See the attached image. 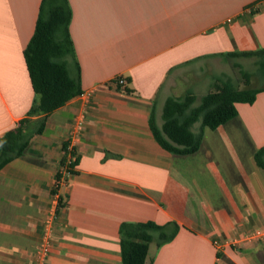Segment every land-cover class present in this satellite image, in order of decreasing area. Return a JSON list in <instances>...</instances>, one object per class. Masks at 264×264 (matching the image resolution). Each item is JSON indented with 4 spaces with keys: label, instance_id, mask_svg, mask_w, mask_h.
<instances>
[{
    "label": "crops",
    "instance_id": "1",
    "mask_svg": "<svg viewBox=\"0 0 264 264\" xmlns=\"http://www.w3.org/2000/svg\"><path fill=\"white\" fill-rule=\"evenodd\" d=\"M41 1L0 0V136L36 96L24 49ZM69 2L90 95L47 115L24 154L0 170V264H123L122 223L146 221L179 224L160 246L152 233L146 264H264V240L225 242L220 253L215 244L264 229V168L255 158L264 146V90L253 103L238 102L224 124L205 126L193 153L165 148L151 121L155 111L162 126L169 96L198 95L227 75L223 53L264 47V0ZM82 114L78 162L66 176L64 145ZM59 172L66 182L57 205ZM54 211L50 251L40 263Z\"/></svg>",
    "mask_w": 264,
    "mask_h": 264
},
{
    "label": "trees",
    "instance_id": "2",
    "mask_svg": "<svg viewBox=\"0 0 264 264\" xmlns=\"http://www.w3.org/2000/svg\"><path fill=\"white\" fill-rule=\"evenodd\" d=\"M72 8L69 0H42L34 33L24 49V57L35 99L27 112L11 129L0 136V170L15 158L24 154L31 138L41 133L47 115L65 105L73 97L83 92L81 68L77 60L75 46L70 32ZM231 60L237 57H258L259 70L264 77V47L253 51H230L222 54ZM241 74L249 81L250 72L238 62ZM260 87H239L228 75L217 77L213 88L204 94L195 105L196 94L187 91L181 97L170 96L163 108V124L159 126L155 111L151 121L153 130L165 148L173 153L186 154L198 150L202 129L205 126L216 128L237 114V103H253ZM200 121L201 128L194 131L193 126ZM67 143L61 166L66 163ZM69 164L68 172L75 173L78 156ZM259 166L264 168V146L256 155ZM58 179L62 174H57ZM179 224L170 221L158 224L154 221L124 222L120 227L121 252L123 264H146L149 244L153 232L158 233L157 245L173 239Z\"/></svg>",
    "mask_w": 264,
    "mask_h": 264
},
{
    "label": "built area",
    "instance_id": "3",
    "mask_svg": "<svg viewBox=\"0 0 264 264\" xmlns=\"http://www.w3.org/2000/svg\"><path fill=\"white\" fill-rule=\"evenodd\" d=\"M118 82L120 84H124L125 79L119 78ZM80 95L85 96L87 98L90 95V92H82ZM84 118L85 117L83 114L78 117L73 136L67 142V150H66L67 159H66L65 165L61 166L64 171V175L66 176L72 175L71 173L68 172V167H69V164L75 160V155H74L75 145L80 141L81 132L83 130ZM62 176H63V173H62ZM62 176L61 178L57 180V183L55 184V187H54V199L57 205H60L62 201V196L60 194V187L66 182L65 177H62ZM55 217H56V211H54L53 216L50 217L46 222V229L44 232V241L42 242L39 248V262L40 263L46 260L47 255L50 251L49 238L52 235V223ZM260 240H264V229L256 228V229H253V230H250L244 233L241 237L234 239V240H226L222 242L219 239H215V244L217 245L218 252L220 253L221 250L224 248L225 242H228L230 244H235L240 247H244V246L249 245L250 243H253L255 241H260Z\"/></svg>",
    "mask_w": 264,
    "mask_h": 264
},
{
    "label": "rangeland",
    "instance_id": "4",
    "mask_svg": "<svg viewBox=\"0 0 264 264\" xmlns=\"http://www.w3.org/2000/svg\"><path fill=\"white\" fill-rule=\"evenodd\" d=\"M257 59H258V57H256V56L233 58L232 60H229L228 63H227V66L226 67H222V69H224V72L227 73V75L230 78H232L235 81V83L238 84L239 87H241V88L246 87V86L253 87V88L254 87H260V86L264 85V77H263V75L261 74V72L259 70V64L257 63ZM234 61L240 63L244 69L248 70L251 73L250 76H249L248 83H247L245 77L241 74L239 67H236V66L233 65ZM211 74L212 73H209L210 76H211ZM210 76H209V78H210ZM202 82H205V81H202ZM212 88H213V85L211 84L210 87L207 86L205 89L200 91L198 93V95H196V101H195L194 104L195 105L199 104L200 101H201L202 96L204 94H206ZM174 97H177V96H174ZM178 97H181V96H178ZM163 108H164V106H163ZM162 115H163V113H162ZM200 123L201 122L198 121V122H196L194 124V126H193V130L194 131H199L200 130V128H201Z\"/></svg>",
    "mask_w": 264,
    "mask_h": 264
}]
</instances>
